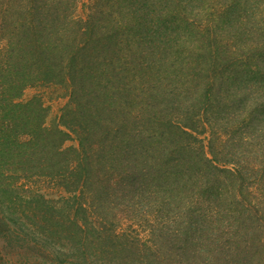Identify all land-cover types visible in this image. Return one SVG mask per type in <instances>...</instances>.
<instances>
[{
	"label": "trees",
	"instance_id": "16d2710c",
	"mask_svg": "<svg viewBox=\"0 0 264 264\" xmlns=\"http://www.w3.org/2000/svg\"><path fill=\"white\" fill-rule=\"evenodd\" d=\"M78 5L0 0V264H264V0Z\"/></svg>",
	"mask_w": 264,
	"mask_h": 264
},
{
	"label": "rangeland",
	"instance_id": "374dc122",
	"mask_svg": "<svg viewBox=\"0 0 264 264\" xmlns=\"http://www.w3.org/2000/svg\"><path fill=\"white\" fill-rule=\"evenodd\" d=\"M89 0H79L78 15L84 14L85 3ZM39 94L43 97L45 104L49 108L47 123L53 124L59 121L60 115L62 113V109L69 100L68 97V90L64 86H56V85H49V86H37V87H29L26 89L24 93V98L28 99L31 98L33 95ZM77 144V140L71 139L68 140L66 145ZM45 187V185H44ZM49 192H53L57 194L56 188L52 187H45Z\"/></svg>",
	"mask_w": 264,
	"mask_h": 264
}]
</instances>
